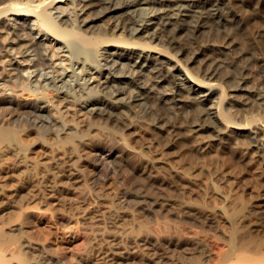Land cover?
Listing matches in <instances>:
<instances>
[{"label": "bare ground", "instance_id": "bare-ground-1", "mask_svg": "<svg viewBox=\"0 0 264 264\" xmlns=\"http://www.w3.org/2000/svg\"><path fill=\"white\" fill-rule=\"evenodd\" d=\"M1 54L0 141L21 148L11 120L25 117L55 132L42 143L57 151L52 166L24 155L29 171L0 175V264H59L49 245L26 239L24 209L86 195L84 181L97 193L98 166L112 169L119 144L141 157L150 186L176 191L159 199L134 189L136 205L174 220H158L153 240L166 252L143 263L264 264V0H0ZM23 87L38 96L17 99ZM50 104L82 117L57 119ZM128 194L116 202L126 210ZM86 254L72 264L122 259L92 245Z\"/></svg>", "mask_w": 264, "mask_h": 264}, {"label": "rangeland", "instance_id": "rangeland-1", "mask_svg": "<svg viewBox=\"0 0 264 264\" xmlns=\"http://www.w3.org/2000/svg\"><path fill=\"white\" fill-rule=\"evenodd\" d=\"M34 27H36V26H34ZM56 47H57V45L55 43H53V42L48 43V49L51 52L52 51L57 52ZM2 57L3 56L1 54L0 58H2ZM54 59H55L56 63L61 61L62 65L67 64V60L65 61L64 57L61 56V53L54 56ZM23 86L25 87V84ZM24 87H23V91L20 90V91H18V93H16L17 99L22 100V101H28L31 99H35L38 96V94H35L33 92L31 93V91H29L28 89H24ZM25 88H27V87H25ZM42 95L43 96L45 95L46 99H49V98L52 99V97L55 96V94L53 92L47 91V90H46V92L43 91ZM49 106L54 108L53 109L50 107L51 110H49V113L51 112V114H53L54 116L56 115L57 119L59 117V119L62 118L61 120H63V119L68 120L69 119L68 122H74L75 119L77 118V116L79 118L82 117V115L80 113H78L80 115H78V114L73 115V116H71V115L65 116L64 115L65 117L63 118V115H61L62 113H59V111L57 112V110H56L57 107H54L51 104L48 105V107ZM50 108H48V109H50ZM52 109L55 111H53ZM0 111L2 112V110H0ZM12 111L13 110H11V112ZM15 112H13V113H15ZM11 114H9L7 112L4 115V119H7L6 120L7 123H11V121H12L11 125L19 130V133H21L20 134L21 137L22 138L24 137L23 138L24 142H23L21 148H19V147L17 148L14 142L10 143V142L0 141V175H3V174L6 175L7 174V175L11 176V174H14V175L22 174L24 171H25L24 172V174H25L27 169H26V166L23 165V162H24V159L26 157H27V159L29 158L27 160L29 163L31 160V163L33 161L39 162L38 163L39 166H41V164H42V166H44V165L52 166L54 164L53 163L54 161L51 157H52V155H54L56 153L55 151H57V150L56 149H55V151L52 150L51 153L52 152L53 153L55 152V153L50 154L48 146L46 145L47 146L46 147L42 143L43 142L42 138L45 139L48 137L47 139H50V138H52L51 136H53V138H54L55 132L54 131L53 132H51V131L46 132V130L43 128H42L43 130H41L39 128L41 131V132H39L38 127L37 128L34 127L35 129H33L31 121L27 120L25 117H20L22 119V120H20V118H19L20 121L18 120V118L15 121L14 120L10 121V120H8V118H5ZM1 115L2 114H0V117H1ZM13 118L14 117H12V119ZM66 118H68V119H66ZM25 120H27V121H25ZM98 120L99 119H97L96 121H98ZM3 122H5V121L3 120ZM28 122L30 123L31 127L28 126ZM13 123H15V124H13ZM39 133L42 134L43 136L42 135L39 136L40 135ZM39 137H41V138H39ZM100 141L101 140H99V139H95L94 140L95 143L94 142L93 143L98 145L101 143ZM130 145H132V147H134L135 149H136V147L139 146L138 142H136V141H130ZM118 146H120V144ZM118 146H117L118 149L117 148L115 149V151H114L115 153L113 152V156L110 158L111 161L113 162L111 164V166L114 165L111 167L113 170L110 169V167L106 168L103 166H98L97 174L99 175V177L97 175L96 176L98 179L100 178L102 180L101 181L99 179V181H101L100 183L102 185V188L99 190L100 192L98 191L97 193H95L94 191H92L87 186L88 183H86L84 181L83 183L80 182L82 185L80 183H77V185L80 184L81 188L86 189V192H85L86 195H84V193L82 192L83 193L82 198H84L83 200L80 197V195L82 196V193H79L78 192L79 190L77 191V189H76L75 192L70 193L68 195V197L66 198V200H64L60 205L55 204L54 201H52V200L49 201L48 204H35V206H34V202H32L29 205H27L26 209H24L25 212L30 216V219L32 221V223L24 224V227H26L28 230H30V235H31V237L26 238V239H28V241L35 247L43 248L44 246L49 245L50 250L47 251L46 253L49 252L55 258H57V260H59V264L60 263L61 264H72L73 262H75L77 257H79V256L85 257L87 255L86 253L88 250V246H91V245L93 247V251H95L99 248L104 249V250H108L109 252L117 251L120 255H122V259H123V260L120 259L118 261L119 264H135V263L141 264L143 262H147L149 259V256H151V258H152L156 254V253H154L153 250H155V252H157V251L161 252L164 249H166L165 247H162L164 245H159V243L156 242V240L158 238V230H157L158 225L157 224L162 217L161 216L162 213L159 209V205H151V208H149L150 206H148V207L146 206L148 209L147 208L146 209L140 208L138 204L137 205L135 204L137 202L134 203V201H136L135 192H137L139 190L138 191L139 193L142 191L140 194L146 193L149 196H150V193H152L153 195L151 194V196H153L155 198L158 197L160 199L161 194H163L162 195L163 198L165 196L170 195V194L172 196H175L174 193H176V191H174V189L168 188V187H162V186L159 187L157 182L152 183V185H154V186H152V185L150 186L151 183L148 180L146 181V179H147L146 175L141 173L139 170V168H141L143 165V163L141 161L142 159H139L140 156H138L136 153L134 154V151L132 150L133 148H131V147L126 148L124 146L123 147L120 146V148H121L120 149ZM122 148H123V150H122ZM24 155L26 157H24ZM77 155H78V153H77ZM135 155H137V156H135ZM207 160H209V159L205 160L206 164L209 163ZM74 161H75L74 159L70 160V162H68L70 166L66 165V167L67 168L71 167V165L74 163ZM71 162H72V164H71ZM74 165L75 164H73V166ZM81 166L84 167V165H81ZM27 171H29V170H27ZM103 176H106V178H104ZM83 180H85V179H83ZM145 181L148 185L145 183ZM146 185H147V187H146ZM80 187L78 185V187H76V188L81 189ZM150 187H151V189H150ZM161 187L165 190L164 193H163V189ZM137 188H138V190H137ZM165 188H167V189H165ZM124 189H125V191L130 193V194H128L129 196L127 198V200L129 199L128 202L131 200V203L129 202L130 207H128L129 204H126V206L129 210H126L125 206H123V208H122L120 205H118L116 203L119 199H122V198L118 199V197L120 195V192L124 191ZM134 189H136L137 191L136 190L134 191ZM148 189L151 190V191L149 190L150 193L148 192ZM168 189H170V190H168ZM131 190H132V192H131ZM76 191H77V193H76ZM138 192H137V194H139ZM165 192L167 193V195ZM164 194H165V196H164ZM84 196H86V197H84ZM133 199H134V201H132ZM123 203H124V201H123ZM116 204L118 207L116 206ZM155 208L159 209V210H157V212H155L156 211ZM121 209L122 210L124 209L126 211H124V210L121 211ZM142 209L143 210L145 209V210L143 211ZM147 210H150V211H147ZM56 211L58 214L54 215L53 212H56ZM130 211H131V213H130ZM124 212L127 214H125ZM155 213L157 215H155ZM121 215H124V216H121ZM130 215H132V216H130ZM129 217L131 218V220ZM132 218H135L137 221L135 219H132ZM156 218H158V219H156ZM162 218L164 220L166 219V221H169L170 222L169 224H171L172 221H173L172 225L174 224V220H172V218H170V216L169 217L167 216L165 218L162 217ZM181 219L182 218L179 217V219L177 218L175 220L176 221L179 220V222H181V223L185 222L184 224H186L187 221H185L184 219L183 220H181ZM133 220H135V221L132 222ZM138 220H139V222H138ZM136 223H139V225L140 224L142 225V226L140 225V227H138V228L143 227L141 229V232H139L140 229L137 230L138 225ZM134 224H135V226H134ZM146 226H147V228H146ZM134 227H135V229H134ZM144 227H145V229H144ZM150 227H153V228H150ZM130 230H132L133 232L131 233ZM142 230H144V231H142ZM145 230H146V232H145ZM150 231H152V232H150ZM134 233H137V234H134ZM138 233H139V235H138ZM134 236H136V238ZM154 238H156V240H153ZM140 240H141V242L144 241V243H141ZM152 242H156V244H154ZM86 244L88 246H86ZM125 244H126V246H125ZM152 245H154V246H152ZM147 246H149V247H147ZM139 247H141V248H139ZM121 249H123V250H121ZM159 249H161V250H159ZM120 250L123 251L124 254ZM142 252L146 256L143 255ZM163 252H166V250H164ZM188 252L191 253L190 250L189 251L186 250L182 254L183 255L188 254ZM151 253H153V254H151ZM141 254L145 258L144 257L141 258ZM139 256H140V258H139ZM125 258L128 261H126ZM142 259H143V261H142ZM102 263L103 264H109L107 262L105 263L103 260L101 262L100 259H96V260L94 259L93 260V264H102ZM143 264H146V263H143Z\"/></svg>", "mask_w": 264, "mask_h": 264}]
</instances>
